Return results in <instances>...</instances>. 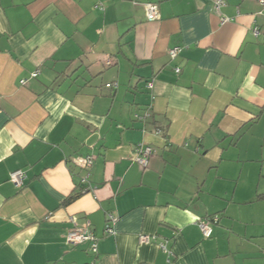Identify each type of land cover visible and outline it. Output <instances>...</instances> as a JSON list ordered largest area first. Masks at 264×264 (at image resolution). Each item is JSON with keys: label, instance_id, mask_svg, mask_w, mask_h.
Here are the masks:
<instances>
[{"label": "crops", "instance_id": "obj_1", "mask_svg": "<svg viewBox=\"0 0 264 264\" xmlns=\"http://www.w3.org/2000/svg\"><path fill=\"white\" fill-rule=\"evenodd\" d=\"M223 2L0 0V264H264V7Z\"/></svg>", "mask_w": 264, "mask_h": 264}, {"label": "built area", "instance_id": "obj_2", "mask_svg": "<svg viewBox=\"0 0 264 264\" xmlns=\"http://www.w3.org/2000/svg\"><path fill=\"white\" fill-rule=\"evenodd\" d=\"M260 6L264 7V0H256ZM224 4L223 0H215V8L218 10L220 6ZM145 15L146 19L149 22H153L159 19L158 15V8L154 4H147L145 5ZM257 32L255 31V34ZM180 48L175 47L169 50V56L171 59H174L176 55L178 54ZM176 72H178V69H175ZM37 72H34L31 74V77H36ZM21 85L26 84V80H21L20 81ZM106 87H111V84H107ZM147 88L151 89L152 84L148 83ZM152 153V149L149 146H138L135 149V161L140 165L141 168H145L148 163V158ZM81 168H84L86 170L90 169L93 163V157L92 156H87L85 158L79 159L77 162ZM88 175L82 179V182L85 183L87 181ZM26 179V174L23 170H15L10 173L9 175V180L12 182L16 187H22L24 185V180ZM84 193L89 192L90 188L89 187H84ZM108 220L110 222L114 221V217L112 215L107 216ZM210 222L216 223L217 218H212L211 220H201L197 222V226L204 238H208L212 234V229L210 227ZM106 232L108 234H112V229L109 228V226H106ZM154 237L147 236V235H140L138 237V242L139 244H147L149 243ZM65 242L68 245L71 246H77L82 243H88L89 245V252L91 254H96L97 253V237L91 233L87 226H84L83 228H74L70 231L67 232L65 236ZM159 247L163 250L166 251L164 244H160Z\"/></svg>", "mask_w": 264, "mask_h": 264}, {"label": "trees", "instance_id": "obj_3", "mask_svg": "<svg viewBox=\"0 0 264 264\" xmlns=\"http://www.w3.org/2000/svg\"><path fill=\"white\" fill-rule=\"evenodd\" d=\"M84 188H80L79 192L73 193L69 195L63 202L64 205H69L73 201H75L77 198H79L82 194H84ZM86 193V192H85ZM212 218H216V216H210L205 218L206 220H211Z\"/></svg>", "mask_w": 264, "mask_h": 264}]
</instances>
